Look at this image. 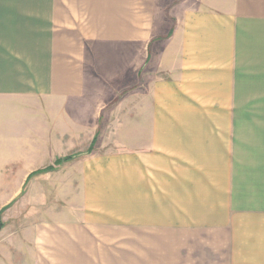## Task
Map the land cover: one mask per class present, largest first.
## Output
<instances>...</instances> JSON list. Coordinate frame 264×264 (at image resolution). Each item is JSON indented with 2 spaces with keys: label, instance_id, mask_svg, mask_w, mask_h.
Segmentation results:
<instances>
[{
  "label": "crops",
  "instance_id": "obj_1",
  "mask_svg": "<svg viewBox=\"0 0 264 264\" xmlns=\"http://www.w3.org/2000/svg\"><path fill=\"white\" fill-rule=\"evenodd\" d=\"M258 106L264 0H0V264H264Z\"/></svg>",
  "mask_w": 264,
  "mask_h": 264
},
{
  "label": "rangeland",
  "instance_id": "obj_2",
  "mask_svg": "<svg viewBox=\"0 0 264 264\" xmlns=\"http://www.w3.org/2000/svg\"><path fill=\"white\" fill-rule=\"evenodd\" d=\"M113 102L112 104H114ZM110 108V107H109ZM242 109V108H241ZM246 113L252 114V115H264V106H258V107H249V108H243ZM243 111V110H242ZM102 125V124H101ZM55 178L50 174L44 176L40 180V185L36 187H25V191L28 190L29 194H31V197H29L28 201V211L29 212H39L42 209L45 211V207L54 205L53 207L57 206H63L67 207V196H68V191L70 190L67 187H58V186H53V181ZM42 193L40 196V201L38 203H35V196L37 195V191ZM37 198V197H36ZM38 199V198H37Z\"/></svg>",
  "mask_w": 264,
  "mask_h": 264
},
{
  "label": "trees",
  "instance_id": "obj_3",
  "mask_svg": "<svg viewBox=\"0 0 264 264\" xmlns=\"http://www.w3.org/2000/svg\"><path fill=\"white\" fill-rule=\"evenodd\" d=\"M63 159H67V157H65V158H63ZM63 159H58L56 162H59V161H61V160H63Z\"/></svg>",
  "mask_w": 264,
  "mask_h": 264
}]
</instances>
